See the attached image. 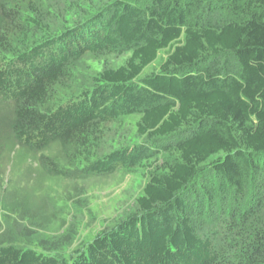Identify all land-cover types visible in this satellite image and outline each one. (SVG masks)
I'll return each mask as SVG.
<instances>
[{
	"label": "trees",
	"instance_id": "16d2710c",
	"mask_svg": "<svg viewBox=\"0 0 264 264\" xmlns=\"http://www.w3.org/2000/svg\"><path fill=\"white\" fill-rule=\"evenodd\" d=\"M18 1L0 0V33L13 24ZM215 1L226 18L206 17L201 0L115 2L0 64V137L32 152L86 146L100 125L135 115L141 137L169 141L138 213L71 260L10 244L0 247V264H264V0ZM164 51L160 72L143 78ZM87 53L132 56L101 73L92 91L43 112L51 89ZM150 150L116 151L89 169L138 168ZM226 190L248 207L220 217L223 250L197 232L190 202L209 208Z\"/></svg>",
	"mask_w": 264,
	"mask_h": 264
},
{
	"label": "rangeland",
	"instance_id": "374dc122",
	"mask_svg": "<svg viewBox=\"0 0 264 264\" xmlns=\"http://www.w3.org/2000/svg\"><path fill=\"white\" fill-rule=\"evenodd\" d=\"M132 0H19L13 24L0 33V64L14 56L58 38L68 29L106 14L115 2ZM206 17L222 20L228 12L215 0H201ZM210 12V13H209ZM132 56L87 53L68 68L65 78L51 89L43 112L76 100L96 86L100 74L118 69ZM158 62L142 75L160 72L168 58L161 52ZM141 115L119 119L93 130L86 146L62 143L35 153L8 135L0 137V247L10 244L44 255L71 260L95 237L115 228L138 213V200L153 172L168 158L163 147L168 140L140 136ZM173 141V139H172ZM150 148L149 160L141 167L119 168L105 174L91 173L89 166L116 151ZM44 159V162H42ZM207 177V176H206ZM227 191V190H226ZM219 192L209 208L190 202L193 224L201 237L217 240L223 250L227 228L220 222L224 211L248 207L245 199Z\"/></svg>",
	"mask_w": 264,
	"mask_h": 264
}]
</instances>
